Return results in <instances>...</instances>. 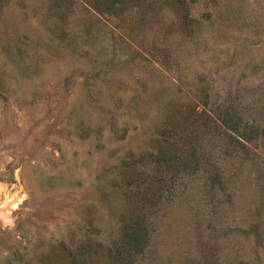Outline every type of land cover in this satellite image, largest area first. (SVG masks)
<instances>
[{
    "label": "rangeland",
    "instance_id": "374dc122",
    "mask_svg": "<svg viewBox=\"0 0 264 264\" xmlns=\"http://www.w3.org/2000/svg\"><path fill=\"white\" fill-rule=\"evenodd\" d=\"M61 2L0 0V264L116 239L123 179L152 173L120 160L153 152L171 115L198 149L134 264H264V133L232 146L197 116L264 124V0H195L189 26L164 0Z\"/></svg>",
    "mask_w": 264,
    "mask_h": 264
},
{
    "label": "trees",
    "instance_id": "16d2710c",
    "mask_svg": "<svg viewBox=\"0 0 264 264\" xmlns=\"http://www.w3.org/2000/svg\"><path fill=\"white\" fill-rule=\"evenodd\" d=\"M62 0H55V5L60 7ZM98 3L101 9L107 12L114 11L115 7L121 6L125 0H92ZM174 6L179 13V18L189 26V5L195 0H164ZM204 96L203 105H208L207 98ZM180 116V115H179ZM199 120L212 121L210 132L216 136H226V141L232 146H242L245 149V142H252L264 133V124L243 119L242 115L230 107L222 108L218 113L207 114L203 109L197 113ZM182 121L191 124L199 121L195 116H181ZM198 123V122H197ZM183 123L178 119L166 117L157 129L160 141L153 152L128 157L124 161L120 160V169H128L137 165L149 164L152 173L140 172V174H128L125 176V185L128 186L130 202L126 218H121L122 224L119 235L108 245L102 246L93 239L86 238L80 242L64 243L59 241L58 258L52 261L38 258L36 264H134L135 261L144 253L150 240L151 226L150 219L153 209L172 197L176 187L181 183V179L192 171L189 164V150L196 144L198 129H183ZM184 149V151H183ZM218 173L211 176V180L220 181L216 178ZM225 182L218 185L221 189L225 188ZM130 206V208H129ZM122 217V216H121ZM254 222H258L256 218ZM5 264H14L8 261Z\"/></svg>",
    "mask_w": 264,
    "mask_h": 264
}]
</instances>
